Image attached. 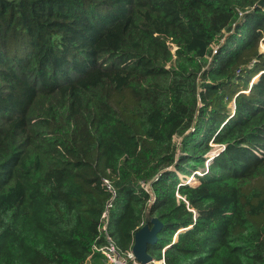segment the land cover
Here are the masks:
<instances>
[{"label":"trees","instance_id":"obj_1","mask_svg":"<svg viewBox=\"0 0 264 264\" xmlns=\"http://www.w3.org/2000/svg\"><path fill=\"white\" fill-rule=\"evenodd\" d=\"M262 43L264 0H0V264H110L148 216L155 261L264 264Z\"/></svg>","mask_w":264,"mask_h":264},{"label":"water","instance_id":"obj_2","mask_svg":"<svg viewBox=\"0 0 264 264\" xmlns=\"http://www.w3.org/2000/svg\"><path fill=\"white\" fill-rule=\"evenodd\" d=\"M212 161V160H211ZM150 224L152 226H150ZM163 228L162 222L157 218L146 219V224L135 234L132 247L133 254L140 264H151L153 257L149 254V246L155 245L159 240V233Z\"/></svg>","mask_w":264,"mask_h":264},{"label":"built area","instance_id":"obj_3","mask_svg":"<svg viewBox=\"0 0 264 264\" xmlns=\"http://www.w3.org/2000/svg\"><path fill=\"white\" fill-rule=\"evenodd\" d=\"M105 183L108 189L112 191V187L110 183L107 180L105 181ZM112 201L113 199L107 205V209L103 215L104 220L107 219V224L109 221V209L112 207ZM107 224L106 225L104 224V227H103V230L106 232H107ZM107 241H108V245L103 248H100L99 251H101L102 254L107 257L108 261H110L111 264H128L129 261H133V263L135 264L134 260H136V258L133 254L132 249L130 251L123 252L115 245L112 237L109 234L107 236ZM161 263L165 264L164 260H162Z\"/></svg>","mask_w":264,"mask_h":264},{"label":"rangeland","instance_id":"obj_4","mask_svg":"<svg viewBox=\"0 0 264 264\" xmlns=\"http://www.w3.org/2000/svg\"><path fill=\"white\" fill-rule=\"evenodd\" d=\"M232 33H229V34H226L225 37L222 39V43H224L226 41V39L231 35ZM260 49H261V52L264 53V43H262L260 45ZM178 142L180 143L181 142V139H178ZM179 145V144H178ZM214 149L212 150V152L210 153L209 157H216L219 155V153L224 149V147L222 146H215L213 145ZM181 149H182V144H180L178 146V152L179 154L181 155ZM181 178L183 179V181L185 182V180H188L186 184H191L192 186H197L199 185V180L197 178H194V177H191L188 179V177H183L181 176ZM148 188V191H151L150 189V186L147 187ZM107 224V219H105V225ZM110 263V261H108ZM135 264H140L137 260H134ZM155 262V260H154ZM111 264V263H110ZM153 264V263H151ZM162 264V263H161Z\"/></svg>","mask_w":264,"mask_h":264},{"label":"crops","instance_id":"obj_5","mask_svg":"<svg viewBox=\"0 0 264 264\" xmlns=\"http://www.w3.org/2000/svg\"><path fill=\"white\" fill-rule=\"evenodd\" d=\"M153 264H161V261H155Z\"/></svg>","mask_w":264,"mask_h":264}]
</instances>
